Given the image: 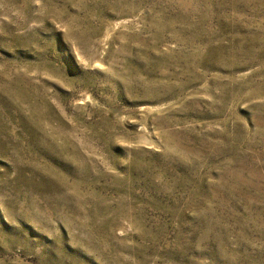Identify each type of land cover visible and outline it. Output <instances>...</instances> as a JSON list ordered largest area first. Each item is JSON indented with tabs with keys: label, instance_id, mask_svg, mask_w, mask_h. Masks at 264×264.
I'll return each instance as SVG.
<instances>
[{
	"label": "rangeland",
	"instance_id": "obj_1",
	"mask_svg": "<svg viewBox=\"0 0 264 264\" xmlns=\"http://www.w3.org/2000/svg\"><path fill=\"white\" fill-rule=\"evenodd\" d=\"M0 264H264V0H0Z\"/></svg>",
	"mask_w": 264,
	"mask_h": 264
}]
</instances>
